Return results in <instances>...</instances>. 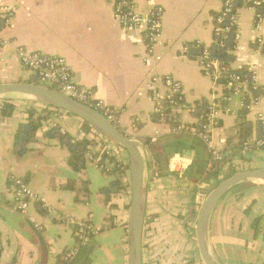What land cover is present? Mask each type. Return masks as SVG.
<instances>
[{"label":"crops","instance_id":"crops-1","mask_svg":"<svg viewBox=\"0 0 264 264\" xmlns=\"http://www.w3.org/2000/svg\"><path fill=\"white\" fill-rule=\"evenodd\" d=\"M134 1L142 14L154 7L164 9L163 35L156 47L160 62L147 61L146 27L125 29L117 23L114 0H0V10L12 14L7 23L3 19L0 23L3 37L11 42L0 46V84L27 83L35 78L20 63L18 49L25 48L65 58L74 83L93 90L95 100L125 109L118 128L143 146L147 159L143 264H204L196 238L198 212L205 201L201 190H213L239 172L264 171V147L249 153L246 161L233 157L230 149L238 144L244 121L251 123L253 138L258 137L264 97L255 104L248 87L247 93L232 90L227 95L205 75L198 59L185 53L187 45L210 47L214 43V19L225 0ZM240 3L241 40L234 50L232 68L253 71L257 85L264 89V21L260 29L255 28L256 15L264 13L250 9L243 0ZM153 74L171 76L181 83L189 107L181 115L185 125L198 120L190 108L211 104L216 96L223 98L213 141L227 163L218 177L208 174L211 152L200 139L189 134L182 149H166L174 135L168 125L155 121L156 105L148 89ZM3 100L0 98V110ZM14 100L16 111L11 117L3 119L0 111V264H59L63 252L79 247L69 223L74 220H89L98 230L83 245L90 250V264H129L127 201L131 194L107 203L99 189L115 177L91 161L83 172L76 173L68 165L69 152L58 139L47 138L44 130L35 135L29 152L16 160L14 137L27 121L28 101ZM245 102L251 108L242 117ZM53 120L71 137L83 138L84 124L79 118L63 114ZM112 147L129 166L127 152L117 144ZM179 154L192 161L184 175L170 170L171 158ZM14 178L25 179L46 200L48 209L67 221L59 223L42 215L38 204L28 215L20 214L13 204ZM70 181L77 182V191L66 189ZM207 244L216 264H264V183L247 181L230 190L211 215Z\"/></svg>","mask_w":264,"mask_h":264},{"label":"built area","instance_id":"built-area-1","mask_svg":"<svg viewBox=\"0 0 264 264\" xmlns=\"http://www.w3.org/2000/svg\"><path fill=\"white\" fill-rule=\"evenodd\" d=\"M233 1L234 0H225L222 10L215 17L214 35L219 36L220 34H232L237 48V45L241 40V31L238 27V10L234 9ZM243 2L247 7L255 11L264 5V0H243ZM113 11L115 20L125 29H138L146 27L148 49L147 61L153 59L156 62H160L162 60V56L156 52V47L163 35L164 9L162 7H154L147 14H142L137 10L134 0H114ZM10 16H12L11 13L5 14L4 11L0 10V23L2 19L7 23ZM256 17L257 20L255 28L260 29L264 21V16L257 14ZM10 44L11 42L3 37L0 29V46L7 47ZM196 45L202 44L197 43ZM188 46L189 45L185 47V51L188 49ZM208 49L209 47L204 46L203 56L199 57L198 61L201 64L205 75L213 78L214 83L216 84L215 86L222 87V85H218L216 83V80L218 79L221 71H228V69L227 67L220 68L219 62L217 61H207V57L209 55ZM18 53L22 67L34 75L37 82H39V85L56 88L54 89L55 91H58L79 103L89 106L95 111L101 113L108 121L117 127L120 126L121 117L127 111L125 109H115L113 107H109L104 102L95 100L93 90L74 83L72 79V68L65 58L30 52L25 48H19ZM251 73L254 89H257L260 86L257 85L256 74L253 71H251ZM230 78L231 89L235 93H245L248 83L243 81L239 75L233 73ZM161 86L164 91L161 90ZM148 89L150 91V96L156 105L155 114L159 116L160 122L165 123L170 127L172 135H177L183 130H187L192 136L197 137L203 142V144L211 152L215 161L223 159L224 154L215 148L213 141V131L218 127V117L224 109L220 100L223 98H218L216 96V99L209 105L208 112L203 117L200 127H192L189 129V127L183 123L181 116L183 111L189 110V107L186 105L183 88L180 82L171 76L153 74L150 78ZM261 99L262 97L254 100V103H260ZM225 100H227V98H225ZM164 104H166L172 111L171 117H174L176 121L180 122L178 126L171 127L166 123ZM59 111L60 110L53 113L52 117L54 119H60L62 117L63 114ZM258 121L263 126L262 137L250 140L245 147V151L247 152L251 151V146H256L258 148L264 146V119L262 115L258 117ZM113 145H115L113 142L104 138V146L102 147L101 153L105 152L106 157L109 159H105L102 162L101 156H99L96 162H94L105 174H109L110 170L115 167L121 170H123L124 167V164L121 160H119L114 148L112 147ZM111 158H115L116 160L112 162L110 161ZM191 164L192 161L185 156L180 154L174 155L170 160V170L174 173L178 172L181 175H184ZM13 182V204L14 208L20 214L28 215L34 204L40 205L43 209L48 208L46 200L34 191L25 179L14 178ZM49 216L53 221H57L59 223H65L67 221L65 218L54 213L49 214ZM69 223L74 228V234L79 245H85L92 237L98 234V230L89 220H74ZM77 255L78 248L67 250L63 252L59 264H70L77 257Z\"/></svg>","mask_w":264,"mask_h":264},{"label":"trees","instance_id":"trees-1","mask_svg":"<svg viewBox=\"0 0 264 264\" xmlns=\"http://www.w3.org/2000/svg\"><path fill=\"white\" fill-rule=\"evenodd\" d=\"M240 2L241 0L233 1L235 10L239 9L241 5ZM259 10L264 13V5L260 7ZM214 38V43L208 49L209 55L207 57V61H217L219 62L220 68L227 67L228 69V71H221L219 73L216 83L218 85H222V87L224 88V92L228 95V93L232 92V89L230 87V77L233 73L239 75L243 81H246L248 83L247 87L253 94V100L264 97L263 88L258 87L257 89H254L252 73L248 68H242L240 70H235L232 68V63L236 58V55L234 54V50L236 48L234 36L232 34H220L219 36H215ZM185 53L193 59H199V57L203 56L204 45H189ZM27 83L39 84L36 78L29 80ZM51 89L54 90L56 88ZM25 103V114L27 116V121L18 127L14 137L13 154L16 160L20 161L29 152V146L34 141L35 135L39 131L43 130L45 131L44 134L47 138L58 139L63 148H65L69 152L68 165L76 173L83 172L86 169L89 161L96 162L99 156H101L102 162L105 159H109L106 157L105 152L101 153L102 147L104 146L105 137L94 130L89 124L83 122V138L81 140H77L64 132L59 123L54 122V118L52 117V115L55 111L58 110H55L53 107H50L44 103L32 101H28ZM209 105L210 104L203 102L202 104L199 103L196 104L195 107L190 108L191 115L199 121L197 120V122L193 125H187L189 129L192 127H200L201 122L203 121V117L208 112ZM250 107V103L245 102L243 109L241 110L242 117H245L249 114ZM0 111L3 119L11 117L16 111L15 100L4 99ZM59 112L61 114L71 115L68 113H64V111L61 110ZM164 114L166 117V123L171 127H175L180 124V122L176 121L174 117H171L172 111L166 104H164ZM158 120L160 121V118L159 116H156L155 121L158 122ZM257 129L258 137L255 138H261L263 130V126L261 123L258 124ZM189 134L190 133L187 130H183L180 134L174 135L172 137L173 139L171 144H169L166 149L172 148V150L175 152H177L175 150L177 149V147L182 149L185 146V141L188 140ZM253 135L254 133L251 123L248 121L242 122L239 127L238 144L230 148L233 157L239 156L243 161H246L249 153L256 149H261L264 147L263 146L261 148H258L256 146H251L250 152L245 151V147L247 146L248 142L254 139ZM146 146H151L150 140L146 142ZM115 158H111L110 161L114 162L116 160ZM226 163L227 161L225 160L215 161L211 154V168L208 170V174L211 177H218ZM109 174H112L111 176H115V179L111 181L108 186L100 188L99 194L106 198L107 203L111 204L113 201H117L118 199H120L123 194H129V192L131 194L129 166L124 165L123 170L115 167L110 170ZM76 186L77 182L70 181L66 186V189L77 191ZM84 188L86 191V195H89L88 188L85 185ZM241 196L239 195L238 198H240ZM129 207L130 206H128V208ZM39 211L42 215L46 216L54 213L51 212L48 208L43 209L42 207L39 209ZM190 214H194V212L190 211ZM255 224H258V220H256ZM78 246V255L75 258L79 261V263L77 261V264H90L91 260L88 257L90 250L81 244Z\"/></svg>","mask_w":264,"mask_h":264},{"label":"water","instance_id":"water-1","mask_svg":"<svg viewBox=\"0 0 264 264\" xmlns=\"http://www.w3.org/2000/svg\"><path fill=\"white\" fill-rule=\"evenodd\" d=\"M0 98L24 99L44 103L64 111L89 124L106 139L119 145L127 152L131 184L128 221L129 264H143V235L146 220L145 179L147 169V159L143 146L139 142L130 139L101 113L49 87L31 83L0 84ZM247 181L264 183V171L256 170L236 173L221 182L205 198L198 212L196 225L198 248L204 264H216L207 244L208 225L214 209L231 189Z\"/></svg>","mask_w":264,"mask_h":264},{"label":"rangeland","instance_id":"rangeland-1","mask_svg":"<svg viewBox=\"0 0 264 264\" xmlns=\"http://www.w3.org/2000/svg\"><path fill=\"white\" fill-rule=\"evenodd\" d=\"M109 177H110V176H109ZM111 177H115V176H111ZM130 185H131V184H130ZM130 190H131V189H130ZM210 190H212V189H210V188H206V189H204V190H201V193L204 195V198H206V197L208 196ZM196 192H197V190H196ZM198 192H200V191L198 190ZM129 194H130V192H129ZM191 197L193 198V194H192ZM127 203H128V205H127V207H128V206H129V203H130V199L127 201Z\"/></svg>","mask_w":264,"mask_h":264}]
</instances>
